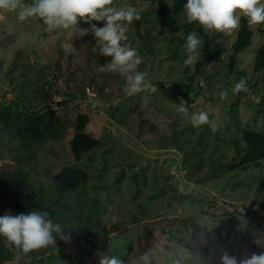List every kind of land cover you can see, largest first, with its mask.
Wrapping results in <instances>:
<instances>
[{"label": "rangeland", "instance_id": "1", "mask_svg": "<svg viewBox=\"0 0 264 264\" xmlns=\"http://www.w3.org/2000/svg\"><path fill=\"white\" fill-rule=\"evenodd\" d=\"M129 5L141 18L126 25L127 39L121 43L137 50L142 58L137 70L145 73L143 90L131 96L124 91L126 74L101 70L111 57L98 54L90 29L103 22L80 20L69 29L49 30L38 17L19 21L15 13L0 10V104L18 100L21 108L31 101V111L51 105L67 129L62 140L47 139L16 151L10 133L0 125V166L7 160L20 162L30 187L43 192V202L52 206L58 200L55 214L48 212L54 222L64 220L55 216L65 197L55 192L51 179L63 166L89 175L86 192L103 207L89 213L98 221L81 231V221L73 218L74 225L64 231L69 239L57 237L48 247L83 259L48 249L31 264H99L102 255L138 264L148 251L152 264H167L165 255L188 257L189 237L195 234L209 237L222 254L238 260L264 252V160L259 166L234 168L238 152L231 139V133L245 128L264 133V71H253L264 24L252 25V43L231 72L228 56L239 26L230 32L211 31L222 43L216 58L200 65L201 45L197 61L185 65L188 34L181 30L171 35L150 2L113 0L117 8ZM178 21L187 22L184 12ZM196 69L197 82H191L193 89L181 100L178 83L188 81ZM241 79L246 90L235 91ZM200 111L210 123L193 127L191 114ZM78 132L99 142L79 160L69 146ZM72 199L70 195L68 202ZM5 205L4 198L0 216ZM65 211L69 213L68 205Z\"/></svg>", "mask_w": 264, "mask_h": 264}, {"label": "trees", "instance_id": "2", "mask_svg": "<svg viewBox=\"0 0 264 264\" xmlns=\"http://www.w3.org/2000/svg\"><path fill=\"white\" fill-rule=\"evenodd\" d=\"M150 2L154 9V15L158 18L159 23L164 28L168 29L171 35L181 31L183 34L198 33L202 40V52L199 58V64L204 65L210 59L216 58V55L222 50V43L217 41V36L212 32H206L203 26L197 22L184 23L180 25L178 16L183 13V5L187 0H133ZM139 25V21L136 22ZM254 31L252 25L247 22V19L241 15L239 29L236 37L231 44L229 51V70L233 72L234 64L238 61V55L249 47L252 43ZM142 37V36H141ZM186 59V58H184ZM176 61V54L174 57ZM197 70H194L192 76L188 77V81L178 83L180 91L176 95L181 96V100L188 98L190 90L193 89L191 82H197ZM253 71H264V42L254 53ZM176 86V85H175ZM175 97L178 103H181L179 97ZM41 103V102H39ZM234 103V102H231ZM42 104V103H41ZM233 111V105H228ZM33 104L28 101V105H21L18 100H13L9 104H0V125L9 133L15 144L14 149L18 151L30 144H41L45 140H62L66 135L67 129L62 120L57 115V111L51 105H47V109L31 111ZM227 108V107H226ZM225 108V109H226ZM229 112V114H231ZM208 126V125H207ZM239 130V129H237ZM234 137V148L237 149V161L232 164L234 168H248L250 166H259L264 160V133L255 131L250 128L240 129V132L231 133ZM229 136V133H228ZM99 142L84 132L74 134L69 141L70 149L76 159H80L82 155L88 151L95 149ZM89 180V175L82 169H73L68 166H63L51 179L52 188L55 192L65 197L61 204L58 213L63 217L62 223L63 232L67 230V226L72 224V219L76 218L81 221L78 228L79 231L85 227H89L91 221H98L97 217L89 216V213L95 215L94 210L103 208L100 204H96L94 198L87 194L86 184ZM264 183V182H263ZM262 183V184H263ZM42 193L35 192L25 180L23 175V166L20 162L2 163L0 166V200L6 199V205L3 213L16 215L20 213L27 214L32 210H41L50 212L53 211V206L58 200H52V206L48 200L47 204L43 202ZM70 195H73L71 202H68ZM51 200V198H49ZM87 199V200H85ZM87 202L92 201L90 206ZM69 207V213H66L65 207ZM87 207V208H86ZM88 210V214L83 217L82 211ZM95 208V209H93ZM79 234V233H78ZM190 245L188 248V257L183 258L178 255H165L167 264H208V261H213L216 264L222 254L220 249L209 238L201 234L190 235ZM181 246H185L183 242ZM52 248H42L32 250L28 253L23 252L15 247L5 245L3 238L0 237V264L17 259L19 264H31L38 258L44 256L46 250ZM54 253H61L62 257L81 260L80 255H65L64 249L58 247ZM94 252L91 254L93 255ZM162 254V253H161ZM91 255H87L89 257ZM39 261V260H37Z\"/></svg>", "mask_w": 264, "mask_h": 264}, {"label": "clouds", "instance_id": "3", "mask_svg": "<svg viewBox=\"0 0 264 264\" xmlns=\"http://www.w3.org/2000/svg\"><path fill=\"white\" fill-rule=\"evenodd\" d=\"M0 10L15 13L19 21L38 17L49 30L69 29L80 20L103 22V26L91 24L100 56L111 57L101 70L118 71L126 74L127 95H134L144 88L145 73L138 71L142 58L137 50L124 46L126 25L141 18L133 6L117 8L113 0H0ZM183 12L188 23L197 22L206 32H230L238 28L241 15L250 25L264 24V0H187ZM86 18V19H85ZM87 34V29L83 30ZM202 41L194 33L186 37L187 57L185 65L197 61ZM63 47L68 48L65 44ZM235 91L246 90V81L241 79L234 85ZM190 122L193 127L210 123L206 112H194ZM0 237L8 247H15L28 253L32 250L55 245L57 237L68 240L59 222H54L47 211L32 210L27 214H5L0 216ZM99 264H122L117 256L102 255ZM138 264H152V252L143 253ZM213 264V261H208ZM218 264H264V252L253 253L241 259L224 252Z\"/></svg>", "mask_w": 264, "mask_h": 264}]
</instances>
